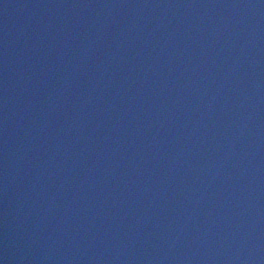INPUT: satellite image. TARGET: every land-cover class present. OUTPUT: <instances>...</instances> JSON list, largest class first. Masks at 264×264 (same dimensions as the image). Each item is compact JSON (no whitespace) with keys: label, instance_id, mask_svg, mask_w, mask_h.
<instances>
[{"label":"water","instance_id":"95a60500","mask_svg":"<svg viewBox=\"0 0 264 264\" xmlns=\"http://www.w3.org/2000/svg\"><path fill=\"white\" fill-rule=\"evenodd\" d=\"M0 264H264V0H0Z\"/></svg>","mask_w":264,"mask_h":264}]
</instances>
